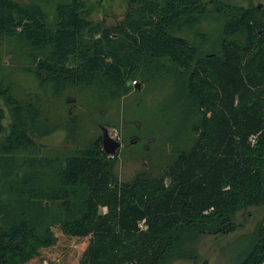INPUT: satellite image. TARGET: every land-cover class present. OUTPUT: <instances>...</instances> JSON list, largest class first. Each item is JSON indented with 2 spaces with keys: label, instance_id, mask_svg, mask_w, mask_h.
<instances>
[{
  "label": "trees",
  "instance_id": "obj_1",
  "mask_svg": "<svg viewBox=\"0 0 264 264\" xmlns=\"http://www.w3.org/2000/svg\"><path fill=\"white\" fill-rule=\"evenodd\" d=\"M208 1L127 0L122 19L105 25L90 19L89 0H0V38L25 46L29 70L54 95L83 85L125 94L127 81L167 60L197 114L190 148L162 173L121 180L97 139L63 159L36 156L39 104L0 81V178L1 164L25 154L12 198L0 200V264H49L41 253L57 243L54 228L88 238L77 264H163L184 232L229 233L238 210L264 205V5L213 2L226 18L220 49L199 56L177 33ZM247 247L236 264H264V216Z\"/></svg>",
  "mask_w": 264,
  "mask_h": 264
},
{
  "label": "rangeland",
  "instance_id": "obj_2",
  "mask_svg": "<svg viewBox=\"0 0 264 264\" xmlns=\"http://www.w3.org/2000/svg\"><path fill=\"white\" fill-rule=\"evenodd\" d=\"M215 1L236 6H247L249 2L264 5V0ZM215 1L206 3L207 10L199 16L196 24L184 25L177 33L196 46L199 56H206L220 49L222 28L226 18L215 12L216 9L213 7ZM89 2L92 5L90 19L94 22L101 21L105 25H112L121 20L127 8V0ZM26 53L25 46L17 40L0 38V81L3 85L11 86L15 99L32 102L37 100L42 119L46 120L43 126L46 133L34 137L35 142L43 148L36 156L63 159L68 152L70 153L69 149L82 147L86 142L96 140L101 131L93 118H99L101 111L102 119L111 125L107 127L109 136L116 138L121 125L120 106L123 100L125 107L134 113L136 120H140L142 133L152 137L153 142L148 144V151L141 152V147L137 145H129L126 150H120L115 157L114 172L121 180H128L135 173L145 169L152 175H159L174 162L180 152L190 148L191 128L197 114L190 113L185 87L181 84L176 68L172 67L171 62L164 60L160 69L141 70L136 81L126 82L128 91L125 94L121 92L113 96L98 86L83 85L77 89H65L54 95L52 87L48 84L42 87L29 70L30 64ZM72 98H75L73 104L67 102ZM8 117L5 109L3 125L8 124ZM132 154L134 156L130 157ZM28 156L34 157L31 154ZM24 158V153H14L12 163L9 162L11 174L8 173V166L1 164L2 202L12 198L8 187ZM263 216L264 205L246 207L233 215L232 220L236 226L234 231L184 232L174 255L163 264H236L247 250L254 229ZM53 230L57 236V243L49 249L42 250V259H47L49 264H77L88 238L67 236L57 228Z\"/></svg>",
  "mask_w": 264,
  "mask_h": 264
},
{
  "label": "flooded vegetation",
  "instance_id": "obj_3",
  "mask_svg": "<svg viewBox=\"0 0 264 264\" xmlns=\"http://www.w3.org/2000/svg\"><path fill=\"white\" fill-rule=\"evenodd\" d=\"M124 102L125 101L123 100L121 102V106H120V109H121L120 110V117H121L120 129L117 130L116 138H113L114 140H117L120 143V147L117 150V152L115 153V156L118 155L120 150H122V149L126 150V148L129 145H134V146L137 145V146L141 147L140 148L141 152L148 151V148H149L148 144L153 142L152 137H150L148 134L142 133L140 120H136L134 113H131V111H129L127 109V107H125ZM102 117H103V111L100 112L99 118H93L92 117L94 123L98 126L100 131H101V126H104L106 128L108 126H111L110 122L104 121L102 119ZM132 128H133V131H131ZM101 135H102V131H101ZM101 135H99V137L97 138V141L100 144L101 150H102V141H101L102 137H101ZM138 153H140V152H138ZM129 156L132 157V156H134V154L129 155Z\"/></svg>",
  "mask_w": 264,
  "mask_h": 264
},
{
  "label": "water",
  "instance_id": "obj_4",
  "mask_svg": "<svg viewBox=\"0 0 264 264\" xmlns=\"http://www.w3.org/2000/svg\"><path fill=\"white\" fill-rule=\"evenodd\" d=\"M67 102L74 103L75 98H72L71 100H67ZM71 113V110L69 109V114ZM101 131H102V151L107 155V156H113L117 150L120 147V143L117 140H114L111 138L108 134V130L106 127L101 126ZM200 264H206V263H200Z\"/></svg>",
  "mask_w": 264,
  "mask_h": 264
},
{
  "label": "built area",
  "instance_id": "obj_5",
  "mask_svg": "<svg viewBox=\"0 0 264 264\" xmlns=\"http://www.w3.org/2000/svg\"><path fill=\"white\" fill-rule=\"evenodd\" d=\"M251 142H252V143L254 142V138L251 139Z\"/></svg>",
  "mask_w": 264,
  "mask_h": 264
}]
</instances>
